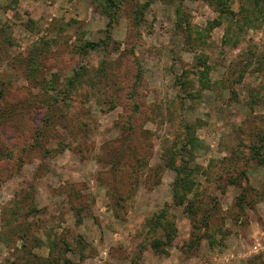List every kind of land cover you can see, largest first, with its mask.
<instances>
[{"label": "rangeland", "instance_id": "rangeland-1", "mask_svg": "<svg viewBox=\"0 0 264 264\" xmlns=\"http://www.w3.org/2000/svg\"><path fill=\"white\" fill-rule=\"evenodd\" d=\"M132 1H120L107 39L110 17L99 0H0V88L10 112L0 117V264H46L56 238L68 242L64 255L76 264H131L140 248L138 264L264 261V201L241 211L239 186L227 194L211 189L221 206L214 245L205 238L188 247L191 219L181 206L170 208L178 234L167 253L150 245L145 224L172 202L176 172L164 156L179 123H191L200 140L193 164L204 181L206 172L212 179L223 173L222 159L264 127V0L251 25L242 6L251 10L254 0H234L235 16L211 29L219 13L206 0H150L139 26ZM179 7L207 30L202 45L191 47L176 28ZM105 37V49L80 51ZM205 59L206 81L196 73ZM81 67L89 72L64 92ZM51 83L56 89L43 88ZM124 133L142 144L148 166L139 179L110 161L128 143ZM129 156L124 161L133 162ZM241 167L248 185L264 192V165ZM118 193L124 199L114 209Z\"/></svg>", "mask_w": 264, "mask_h": 264}, {"label": "trees", "instance_id": "trees-1", "mask_svg": "<svg viewBox=\"0 0 264 264\" xmlns=\"http://www.w3.org/2000/svg\"><path fill=\"white\" fill-rule=\"evenodd\" d=\"M100 6L103 13L107 14L110 17L108 26L106 29L107 39L110 37V33L113 29L114 23L119 19V13L121 12L122 5L120 1L128 0H99ZM210 5L214 6V9L219 13V16L215 18L209 24V29L219 26L223 22V18H233L235 12L232 10V3L234 0H206ZM253 1V0H251ZM262 0H254V7L249 10L247 7L242 6V17L243 21L246 24L251 25L253 19L251 14L256 12L259 7V2ZM129 3V2H128ZM135 7L131 11L132 22L136 25H140L144 18L145 10L150 6L151 1L140 2L134 0L131 2ZM178 12V21L176 28L180 29L181 32L185 34L184 40L188 45L193 47L196 44L205 43V38L207 34L205 33L206 29H198L192 25L191 21L186 19L185 16H181V8L177 10ZM186 31V32H185ZM100 42L87 40L82 43L81 52L88 53L91 50L105 49L108 46V42ZM199 60V57H198ZM104 62H102L100 69L96 70V76L100 77L103 72H105V67H102ZM200 65L203 66L202 69L196 71L200 75L201 80L206 81L208 77V70L210 66L207 64V59L200 60ZM102 67V68H101ZM85 67H81L74 71V74L67 78L65 83V90L67 92L76 87L78 83L81 82V77L88 73ZM92 81V78L89 79ZM181 81L180 87L182 90H185V84L183 79L179 77L177 79ZM45 90L56 89V84L51 83L48 87L43 86ZM59 87L57 86V89ZM69 89V90H68ZM4 91L0 88V117L9 116L8 108L3 106ZM113 108L116 106V100L110 99L109 101ZM183 121V120H182ZM181 121V122H182ZM193 125L189 122H182V125L179 123L178 131L174 134L175 142L172 148L166 150L164 160L167 162V167H170L175 170L176 176L172 182L173 190V199L170 205H166L161 209L160 212L154 214L150 218H147L145 224L147 226V234L149 235V243L158 253H167V247L171 246L174 237L178 234V226L176 224L175 215L171 214L170 208L174 207H183L184 211L188 214L191 219L192 231L189 241L186 243L189 248H196L200 245L203 239L208 238L211 245H214L216 242V235L221 232L220 228L216 230L213 221L218 218V211L221 210L220 198L218 195L214 194L211 189L215 185L220 189L221 193L227 194L228 187L231 185L239 186L241 188L240 194L236 197L234 204L241 211H245L247 208L253 209L257 201H264V192L259 191L252 186L248 185V175L246 168H242V163L246 162L248 165L250 162L255 161L257 165H264V127L251 132L249 138H242L241 142L232 149L230 155L222 159L225 166L223 173L217 174L212 179L209 177L206 172V179L198 180L196 176V171L198 168L193 164L194 154L196 149L199 147V139L196 137ZM133 136V139H132ZM128 143L122 142V145L127 149L128 154L125 156V150L120 149L115 152V156L112 154V166L115 170H118L120 167L126 168L131 167L132 172L135 174L136 178L139 179L141 171L147 164L142 161V154L140 153L141 142L139 147L133 146L136 144V134L125 135L124 138H129ZM245 151V152H244ZM247 153V154H246ZM131 157L133 162L124 161L125 158L128 159ZM111 156V155H110ZM189 156V157H188ZM129 160V159H128ZM226 162V163H225ZM213 167V165H212ZM117 177V174L115 175ZM119 192V191H118ZM118 200H114L113 208L117 209V206L123 200V196L118 193ZM63 244L59 242L56 238L49 242L50 255L45 261L46 264H76L71 259L64 255V251H70V246L68 242L64 239L61 240ZM141 248L136 256L134 261L131 264H138V260L141 257ZM254 259H250L247 264L253 263ZM264 261H259V264H264ZM13 264H16L14 262Z\"/></svg>", "mask_w": 264, "mask_h": 264}]
</instances>
